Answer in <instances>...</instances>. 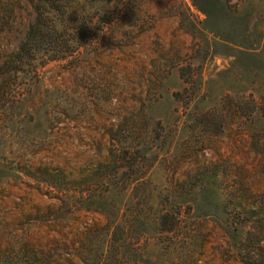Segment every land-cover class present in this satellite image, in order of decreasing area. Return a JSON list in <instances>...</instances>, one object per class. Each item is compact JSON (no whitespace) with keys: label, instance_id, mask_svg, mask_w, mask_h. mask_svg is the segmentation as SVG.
Listing matches in <instances>:
<instances>
[{"label":"rangeland","instance_id":"374dc122","mask_svg":"<svg viewBox=\"0 0 264 264\" xmlns=\"http://www.w3.org/2000/svg\"><path fill=\"white\" fill-rule=\"evenodd\" d=\"M260 249L264 0H0V264Z\"/></svg>","mask_w":264,"mask_h":264},{"label":"trees","instance_id":"16d2710c","mask_svg":"<svg viewBox=\"0 0 264 264\" xmlns=\"http://www.w3.org/2000/svg\"><path fill=\"white\" fill-rule=\"evenodd\" d=\"M51 24H53V22H51ZM69 42V47L71 48L72 46H71V42L70 41H68ZM73 49V48H72ZM257 256V258L256 259H251L250 261V264H259L260 263V261L262 262V259H263V252L261 251V249L258 251V254L256 255Z\"/></svg>","mask_w":264,"mask_h":264}]
</instances>
